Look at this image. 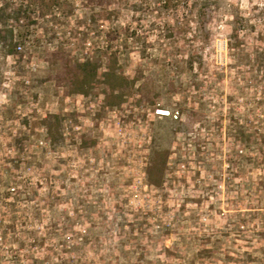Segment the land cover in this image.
Instances as JSON below:
<instances>
[{
	"label": "rangeland",
	"instance_id": "obj_1",
	"mask_svg": "<svg viewBox=\"0 0 264 264\" xmlns=\"http://www.w3.org/2000/svg\"><path fill=\"white\" fill-rule=\"evenodd\" d=\"M26 4L0 0V264H264V0Z\"/></svg>",
	"mask_w": 264,
	"mask_h": 264
},
{
	"label": "trees",
	"instance_id": "obj_2",
	"mask_svg": "<svg viewBox=\"0 0 264 264\" xmlns=\"http://www.w3.org/2000/svg\"><path fill=\"white\" fill-rule=\"evenodd\" d=\"M44 1L45 0H27V4L25 7L30 8V6H34L38 8L39 3H43ZM172 1L173 0H161L162 4L164 5H169ZM55 5L56 4L53 2L52 6ZM29 23H31V25L34 24V22H29ZM16 46L17 45H15V47ZM187 63L191 67L193 63L192 59L187 61ZM69 67L71 66L69 65ZM96 73H97V65L92 60L91 61L86 60L81 64H77L76 68L73 71V75H74L73 78L80 80L78 81L80 84L79 91H83L81 90L82 87L87 86L94 81L96 77ZM103 78L111 92V96L109 98L121 100L123 94H118L117 96H113V93L118 89L119 84L122 80L121 76L117 74L116 70L112 66H107V68H105V72L103 73Z\"/></svg>",
	"mask_w": 264,
	"mask_h": 264
},
{
	"label": "built area",
	"instance_id": "obj_3",
	"mask_svg": "<svg viewBox=\"0 0 264 264\" xmlns=\"http://www.w3.org/2000/svg\"><path fill=\"white\" fill-rule=\"evenodd\" d=\"M16 50L21 51L22 46L20 44H17ZM154 113H155L156 117H158V118H170L173 120H178L179 116H180L178 111H170V110H168L164 107H161L159 105H157V107L154 108Z\"/></svg>",
	"mask_w": 264,
	"mask_h": 264
}]
</instances>
